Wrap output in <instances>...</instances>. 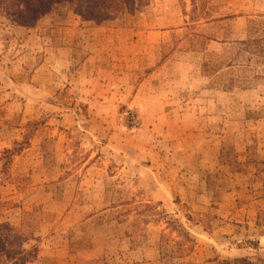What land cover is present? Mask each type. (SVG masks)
I'll return each instance as SVG.
<instances>
[{
  "label": "rangeland",
  "instance_id": "obj_1",
  "mask_svg": "<svg viewBox=\"0 0 264 264\" xmlns=\"http://www.w3.org/2000/svg\"><path fill=\"white\" fill-rule=\"evenodd\" d=\"M189 1L186 33L150 51L203 52L196 103L213 113L187 116L137 108L118 81L86 95L84 38L52 49L68 15L85 21L66 2L26 27L0 12V223L80 254L103 246L86 264H264V0ZM238 14L241 27L204 25Z\"/></svg>",
  "mask_w": 264,
  "mask_h": 264
},
{
  "label": "crops",
  "instance_id": "obj_2",
  "mask_svg": "<svg viewBox=\"0 0 264 264\" xmlns=\"http://www.w3.org/2000/svg\"><path fill=\"white\" fill-rule=\"evenodd\" d=\"M183 1L191 7L189 0ZM186 10L187 7L184 11L180 5V0H150L139 14L108 21L109 26L91 21L80 22L68 15L63 22L65 26L58 28L59 38L55 39L52 49L56 58H60L64 53L83 47L81 41L74 43L76 34L84 38V60L81 64L84 67V93L92 99L101 93L102 97L104 92H111V84L118 81L124 88L121 85L117 90L123 88L120 92L125 98H131L130 103L137 108L147 105L152 114L187 116L213 113L196 103L200 93L206 91L207 81L201 73L200 56L203 52L177 48L164 59L151 60L152 49H159L167 41L172 42L176 33H186L190 24ZM211 23H231L241 27L245 16L238 14L214 22L206 21L204 25ZM138 72V79L133 81ZM133 82L135 85L131 84ZM207 90L214 93L212 89ZM187 98H194L193 104L190 105ZM258 201L260 199L254 202ZM12 225L19 226L20 222ZM53 236V231L47 232L44 228L27 236L26 248L31 249L33 254L27 264H73L76 255L84 257L83 263L86 264L102 256L103 246L97 244L91 245L82 254L65 245L51 247L49 242ZM65 259L71 260L68 262Z\"/></svg>",
  "mask_w": 264,
  "mask_h": 264
},
{
  "label": "trees",
  "instance_id": "obj_3",
  "mask_svg": "<svg viewBox=\"0 0 264 264\" xmlns=\"http://www.w3.org/2000/svg\"><path fill=\"white\" fill-rule=\"evenodd\" d=\"M149 0H0V12L17 26L34 25L55 3L66 2L85 21L101 22L113 19L125 11L146 6ZM247 45L248 41L240 42ZM26 237L11 224L0 223V264H27L32 256L25 249ZM235 262L249 264L245 259Z\"/></svg>",
  "mask_w": 264,
  "mask_h": 264
}]
</instances>
